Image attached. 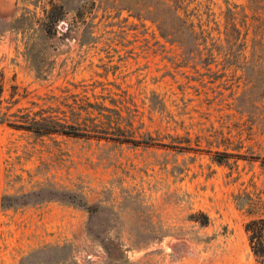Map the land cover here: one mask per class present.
<instances>
[{
    "label": "rangeland",
    "instance_id": "obj_1",
    "mask_svg": "<svg viewBox=\"0 0 264 264\" xmlns=\"http://www.w3.org/2000/svg\"><path fill=\"white\" fill-rule=\"evenodd\" d=\"M258 216L264 0H0V264H264Z\"/></svg>",
    "mask_w": 264,
    "mask_h": 264
},
{
    "label": "trees",
    "instance_id": "obj_2",
    "mask_svg": "<svg viewBox=\"0 0 264 264\" xmlns=\"http://www.w3.org/2000/svg\"><path fill=\"white\" fill-rule=\"evenodd\" d=\"M51 8H58V12L53 14H47V23L48 26L51 27L54 23L60 18L62 15V4H53ZM53 15V16H52ZM187 15V13H185ZM183 20H187L186 17L182 18ZM38 120H35L37 122ZM31 127L35 129H42L43 131H51V130H62L64 132H70V130L66 129L62 126L61 122H49L42 126L40 125H32ZM80 205H85L83 202H79ZM88 207V205L86 206ZM203 223L208 221V217L204 214V219L201 220ZM245 230L248 236V243L251 251L257 257H261V260H264V216H258L248 219L245 222Z\"/></svg>",
    "mask_w": 264,
    "mask_h": 264
}]
</instances>
